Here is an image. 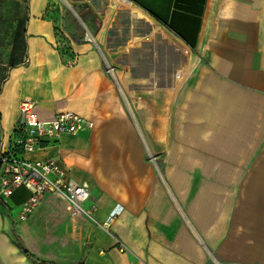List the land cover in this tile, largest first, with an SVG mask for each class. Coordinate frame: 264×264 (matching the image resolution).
<instances>
[{
    "label": "crops",
    "instance_id": "obj_1",
    "mask_svg": "<svg viewBox=\"0 0 264 264\" xmlns=\"http://www.w3.org/2000/svg\"><path fill=\"white\" fill-rule=\"evenodd\" d=\"M7 6L25 19L0 24V157L23 100L42 121H93L27 158L60 156L97 212L95 223L50 193L20 222L29 193L17 190L0 205V264H36L15 236L51 264H264V170H154L145 145L171 149L179 120L257 103L264 0H0Z\"/></svg>",
    "mask_w": 264,
    "mask_h": 264
},
{
    "label": "built area",
    "instance_id": "obj_2",
    "mask_svg": "<svg viewBox=\"0 0 264 264\" xmlns=\"http://www.w3.org/2000/svg\"><path fill=\"white\" fill-rule=\"evenodd\" d=\"M58 36L59 43L64 44L66 35L63 31ZM85 39L90 40L88 36ZM93 128V121L72 112L57 114L51 121H42L36 113L35 102L21 101L18 119L0 157V201L6 203L19 189L29 193L17 211L20 222H26L35 213L46 195L59 193L96 223L97 207L87 205L91 197L90 186L72 180L69 171L61 164L60 156L40 160L27 158L48 144L58 142L64 135L76 136ZM118 213L119 210L115 209L102 227H110Z\"/></svg>",
    "mask_w": 264,
    "mask_h": 264
},
{
    "label": "rangeland",
    "instance_id": "obj_3",
    "mask_svg": "<svg viewBox=\"0 0 264 264\" xmlns=\"http://www.w3.org/2000/svg\"><path fill=\"white\" fill-rule=\"evenodd\" d=\"M67 12L73 15L74 9L67 8ZM24 19L22 9H0L2 30ZM193 66L195 70L198 64L194 62ZM256 100L255 104L245 98L234 103L233 113L212 110L206 118L179 120L177 144H171L170 149L167 142L157 154L145 144L146 160L154 170L161 171L264 170V94L259 93Z\"/></svg>",
    "mask_w": 264,
    "mask_h": 264
},
{
    "label": "trees",
    "instance_id": "obj_4",
    "mask_svg": "<svg viewBox=\"0 0 264 264\" xmlns=\"http://www.w3.org/2000/svg\"><path fill=\"white\" fill-rule=\"evenodd\" d=\"M0 205L2 206L1 201H0ZM15 241H16L17 246H18V248L20 249V251H21L23 254H25V255L29 258V260H31L33 263H36V264H51V263H47V262H42V261L36 259L34 256H32V255H31V254L25 249V246H24L23 242H22L18 237H16V236H15Z\"/></svg>",
    "mask_w": 264,
    "mask_h": 264
}]
</instances>
